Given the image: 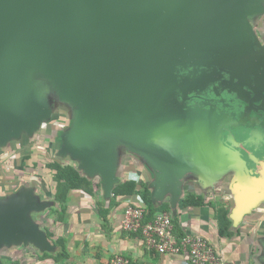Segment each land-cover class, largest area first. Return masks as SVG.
<instances>
[{
    "label": "water",
    "instance_id": "obj_1",
    "mask_svg": "<svg viewBox=\"0 0 264 264\" xmlns=\"http://www.w3.org/2000/svg\"><path fill=\"white\" fill-rule=\"evenodd\" d=\"M263 14L264 0H0V145L49 121L52 94L73 112L59 154L91 179L99 172L107 200L126 148L154 175L153 202L176 208L186 176L212 183L237 157L222 141L231 117L188 102L218 82L264 83L251 24ZM49 205L33 189L0 199V249L52 251L31 216Z\"/></svg>",
    "mask_w": 264,
    "mask_h": 264
},
{
    "label": "crops",
    "instance_id": "obj_2",
    "mask_svg": "<svg viewBox=\"0 0 264 264\" xmlns=\"http://www.w3.org/2000/svg\"><path fill=\"white\" fill-rule=\"evenodd\" d=\"M251 24L261 42L264 36L261 37L259 31L264 35V14L251 20ZM239 86L242 88V85ZM223 143L237 155L232 160V167L226 170L221 178L209 184H205L202 174L191 173L183 180L176 208L172 207L169 198H166L164 203L170 204V214L177 220V226L184 234L204 236L219 255L233 264H264L260 259L259 262L255 261L258 238L264 235V165L252 170V157L246 159L233 146H227L224 141ZM134 168L128 166V173L136 171ZM150 177L151 182L153 176ZM151 190L153 193V189ZM188 193L203 196L207 203L214 201L225 204L230 211L231 230L235 235L231 238L220 236L213 207L184 208L182 202ZM98 198L99 192L91 196L83 191H73L64 221L51 219L48 220L53 224L51 227L41 226L47 235L48 231L53 234V240L50 242L54 249L40 251L38 254L34 250L35 245L30 244V253H26L24 264H107L115 255L127 256L132 264L186 263V256L160 255L148 250L140 234L123 233L121 228L125 209L128 206H146L139 195L118 198L116 205L109 212L107 223L101 216L102 204L97 203ZM252 198L256 200L254 207ZM111 199L107 200L104 195L106 209L109 208ZM51 203L53 206L50 211L55 207L54 199ZM154 204L159 207L163 205L159 202ZM245 207H249V212L241 216L238 211ZM48 238L51 239L49 236Z\"/></svg>",
    "mask_w": 264,
    "mask_h": 264
},
{
    "label": "rangeland",
    "instance_id": "obj_3",
    "mask_svg": "<svg viewBox=\"0 0 264 264\" xmlns=\"http://www.w3.org/2000/svg\"><path fill=\"white\" fill-rule=\"evenodd\" d=\"M50 91L52 92V86L47 87V92ZM50 98L55 114L54 117L42 123L39 130L34 132L32 136L24 135L19 140H10L5 146L0 145V199L18 196L23 190L33 189L40 202L50 203L44 212L31 214L33 219L44 228L53 225L49 222L51 219L58 220V215L51 213L49 210L53 206L51 202L55 196V182L53 172L47 168L48 165L54 162L62 165L71 163L79 169L80 162L73 160L71 156H61L59 154V143L56 141V137L60 130L67 129L70 125L72 113L70 109L68 111L61 109L63 106L57 97L51 94ZM123 152H125V156L116 168L119 182L130 179L136 180L138 183L150 182L152 173L147 168V165L142 162L140 156L131 155L126 148L123 149ZM137 164H140V167ZM128 166H134L136 168L134 170L137 172L128 173ZM80 171L85 174L83 170ZM92 179L96 184L100 185L97 203L102 204L105 195L103 177L98 172ZM121 230L124 234H128L122 228ZM35 248L34 250L38 254L42 252L40 248L36 246ZM257 248L255 261L259 262L261 255L260 244ZM26 253H30V244L3 245L0 249V264H24Z\"/></svg>",
    "mask_w": 264,
    "mask_h": 264
},
{
    "label": "flooded vegetation",
    "instance_id": "obj_4",
    "mask_svg": "<svg viewBox=\"0 0 264 264\" xmlns=\"http://www.w3.org/2000/svg\"><path fill=\"white\" fill-rule=\"evenodd\" d=\"M260 36H264L259 31ZM264 46V38L261 40ZM257 51L258 47L255 48ZM228 81L230 74L223 73ZM251 78V85L240 86L222 85L220 82L209 86L201 95H191L190 105H203L205 108L215 107L231 117L236 125L227 126L223 131V141L229 147L239 151L243 156L252 157V170L264 165V83ZM253 80V82H252ZM258 81V82H257ZM235 84L239 79L235 78ZM252 83L256 86L258 93L252 89ZM218 91H215V88ZM231 137V140H230ZM261 248V260L264 255V235L259 239Z\"/></svg>",
    "mask_w": 264,
    "mask_h": 264
},
{
    "label": "trees",
    "instance_id": "obj_5",
    "mask_svg": "<svg viewBox=\"0 0 264 264\" xmlns=\"http://www.w3.org/2000/svg\"><path fill=\"white\" fill-rule=\"evenodd\" d=\"M60 104L64 107H62L61 109H64L66 111L70 109L71 113H73L71 107L63 104L62 102H60ZM72 122L73 121L71 116L70 125L67 127V129L72 125ZM65 130L66 129L60 130L56 137V141L59 143V148L62 145V136L64 135ZM124 153L125 152L123 151L121 152L120 159L125 156ZM47 168L48 170L53 172V179L55 182V207L52 208L51 211L59 215L58 222H63L65 219L68 210L70 194L73 191H83L91 196H95L98 193L100 185L96 184L93 179L83 174L74 164L69 163L62 165L60 163L54 162L49 164ZM134 195H139L146 205L148 211L146 221H151L160 214L171 212L169 203H164L160 207L154 204L152 199V190L150 189L148 183H138L136 180L130 179L121 182L115 187L109 208H105L106 202L103 201L100 208V213L104 222L107 223L109 212L116 205L118 198ZM182 205L184 208L203 206L213 207L216 212L215 217L218 222L220 236L231 238L235 235V233L231 230L232 221L229 217L230 211L222 202L216 203L214 201H211L207 203L206 199L203 196L188 193L183 199ZM173 222L176 227V234L183 236L184 233L177 226V220L173 219ZM47 233L48 236L52 239L53 234L49 231Z\"/></svg>",
    "mask_w": 264,
    "mask_h": 264
},
{
    "label": "built area",
    "instance_id": "obj_6",
    "mask_svg": "<svg viewBox=\"0 0 264 264\" xmlns=\"http://www.w3.org/2000/svg\"><path fill=\"white\" fill-rule=\"evenodd\" d=\"M146 206H128L124 212L122 229L130 234H140L148 250L160 255L186 256L185 264H233L219 255L210 241L199 234H176L173 216L163 213L146 221ZM107 264H132L130 258L115 255Z\"/></svg>",
    "mask_w": 264,
    "mask_h": 264
}]
</instances>
